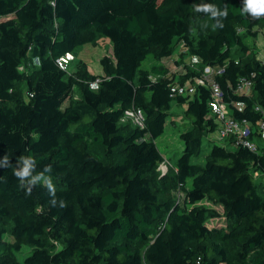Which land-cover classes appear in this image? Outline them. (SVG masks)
<instances>
[{
  "label": "trees",
  "instance_id": "1",
  "mask_svg": "<svg viewBox=\"0 0 264 264\" xmlns=\"http://www.w3.org/2000/svg\"><path fill=\"white\" fill-rule=\"evenodd\" d=\"M244 3L0 0V264H264V143L219 138L211 89L174 94L167 74L178 46L199 61L178 83L222 67L229 116L256 127L264 64L245 38L264 15ZM102 36L112 56L100 73L59 64ZM148 56L158 64L142 68ZM240 78L248 93L236 91ZM173 104L188 125L166 158L156 139ZM132 107L143 128L120 120ZM25 160L30 175L16 177Z\"/></svg>",
  "mask_w": 264,
  "mask_h": 264
},
{
  "label": "rangeland",
  "instance_id": "2",
  "mask_svg": "<svg viewBox=\"0 0 264 264\" xmlns=\"http://www.w3.org/2000/svg\"><path fill=\"white\" fill-rule=\"evenodd\" d=\"M245 42L253 47L258 57H261L264 54V28H258L257 35L246 37ZM104 55L112 56V44L109 38L102 36L98 39L95 45H82L74 55V58L72 55H66L65 58L66 60L70 61L72 66H75L79 60H83L87 64L89 71L93 73H100L101 66L99 59ZM169 62L170 65L167 74L171 77L173 76V79L175 80L178 79L179 75L184 72V64L190 69L199 70V61L190 56L181 46L176 48L175 54ZM178 62L180 64H178ZM152 64H158V61L152 59L151 56H148L145 61H143L141 66L142 68H149ZM184 109L185 105L177 106L173 104L171 116L166 124L165 132L156 139L160 151L165 155L166 158L177 156L178 152H180L182 148V142L179 138V133L188 125V119L185 117L183 112ZM254 141L258 144L264 143V141L260 142L258 139H254ZM204 147L205 151L209 149L207 142H205ZM159 169L161 171L166 170V164L161 163ZM256 178L258 179L257 174ZM30 251V246H24L20 251L17 252L18 259L23 260Z\"/></svg>",
  "mask_w": 264,
  "mask_h": 264
},
{
  "label": "built area",
  "instance_id": "3",
  "mask_svg": "<svg viewBox=\"0 0 264 264\" xmlns=\"http://www.w3.org/2000/svg\"><path fill=\"white\" fill-rule=\"evenodd\" d=\"M69 55V54H68ZM264 64V54L260 57ZM59 64H65L66 58L58 60ZM224 71L222 67L214 69L211 66H204L198 76L193 81L187 80L184 83H178L176 80L171 84L170 88L174 94L188 95L195 91L196 85H206L211 89L212 99L210 101L211 110L218 115L220 126L218 128L217 136L225 138L235 136L236 142L246 146L252 150L257 149V143L253 140L252 136L256 138L253 133L256 131L264 138V118L260 120L258 125L252 126L246 120L237 121L231 118L228 114L227 108L223 102L221 88L215 79L216 74H221ZM252 86V81L247 78H240L236 85V91L248 93ZM257 110L262 111L260 107ZM122 122L129 121L133 125L143 128L145 126V115L141 108L132 107L126 110L120 119Z\"/></svg>",
  "mask_w": 264,
  "mask_h": 264
},
{
  "label": "clouds",
  "instance_id": "4",
  "mask_svg": "<svg viewBox=\"0 0 264 264\" xmlns=\"http://www.w3.org/2000/svg\"><path fill=\"white\" fill-rule=\"evenodd\" d=\"M205 11L208 9L205 8ZM243 13H250L253 17H260L264 15V0H245L244 7L242 8ZM215 15V13H214ZM224 15L227 16V10L225 9ZM31 165L25 160V166L20 171H14V175L19 178H25L30 175ZM30 193V190H29Z\"/></svg>",
  "mask_w": 264,
  "mask_h": 264
},
{
  "label": "crops",
  "instance_id": "5",
  "mask_svg": "<svg viewBox=\"0 0 264 264\" xmlns=\"http://www.w3.org/2000/svg\"><path fill=\"white\" fill-rule=\"evenodd\" d=\"M175 54V53H174ZM170 63V62H169ZM257 138V137H256ZM258 140H260V142L264 141L263 137L258 138Z\"/></svg>",
  "mask_w": 264,
  "mask_h": 264
}]
</instances>
